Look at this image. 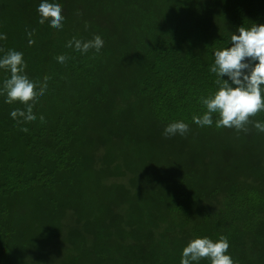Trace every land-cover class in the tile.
Wrapping results in <instances>:
<instances>
[{"label": "trees", "instance_id": "obj_1", "mask_svg": "<svg viewBox=\"0 0 264 264\" xmlns=\"http://www.w3.org/2000/svg\"><path fill=\"white\" fill-rule=\"evenodd\" d=\"M41 2L0 0V58L50 77L33 122L0 95V264H180L190 241L221 236L234 264H264V111L246 132L193 122L219 87L215 51L264 25V0H48L59 30ZM95 36L98 53L67 47ZM179 121L189 132L165 137Z\"/></svg>", "mask_w": 264, "mask_h": 264}, {"label": "clouds", "instance_id": "obj_2", "mask_svg": "<svg viewBox=\"0 0 264 264\" xmlns=\"http://www.w3.org/2000/svg\"><path fill=\"white\" fill-rule=\"evenodd\" d=\"M37 11L41 17V25L47 21L52 28L62 29L65 17L59 3L42 0ZM28 35L31 37L33 33ZM3 39L6 36L0 35V40ZM33 43L29 39V45ZM103 45L102 38L95 36L87 42L73 38L67 47H74L86 54L93 49L100 52ZM214 56L215 62L210 67V72L216 75L215 83L219 87L214 94L202 99L207 111L202 116H193V122L200 127L211 126L213 114H218L217 128H234L246 132L247 125L252 123L250 118L264 111V25H252L250 29L240 27L238 35H231V46L215 51ZM57 60L63 64L67 57L61 55ZM25 68L26 63L20 52L9 50L0 58V69L10 72V78L3 81L0 95L6 96L5 102L10 105L19 102L24 106V110L17 108L11 112V117L17 123L37 119L33 107L45 95L50 79L45 76L43 82H33L25 74ZM40 121L44 122L43 116ZM254 127L264 132V124L256 122ZM189 130L188 124L179 121L169 124L164 129V136H185ZM228 250L229 242L224 236L215 242L207 237L196 238L183 249L180 264H199L203 259L210 261V264H234L232 257L226 254Z\"/></svg>", "mask_w": 264, "mask_h": 264}, {"label": "rangeland", "instance_id": "obj_3", "mask_svg": "<svg viewBox=\"0 0 264 264\" xmlns=\"http://www.w3.org/2000/svg\"><path fill=\"white\" fill-rule=\"evenodd\" d=\"M117 160H118V159H117ZM136 175H137V176H140V172L138 171V172L136 173ZM136 175H135V173H133V171H131V173L126 174L125 177H123V178L120 180V182H119V181H116V183H117V185H121V183H123L122 185H129V184H128V181H127L126 178L131 179L133 176L136 177ZM136 179H137V181L139 180L137 177H136ZM82 180H83L82 185L84 186V188H87V186H85V185H88V181H87L84 177L82 178ZM84 180H85V182H84ZM97 183H98V186H102L103 183H104V181H99V182H97ZM130 185H131V184H130ZM133 185H134V184H133ZM85 190H86V189H85Z\"/></svg>", "mask_w": 264, "mask_h": 264}]
</instances>
